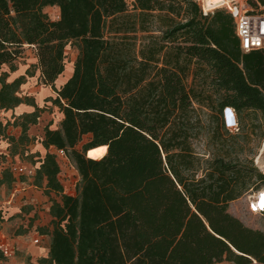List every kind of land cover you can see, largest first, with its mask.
I'll return each mask as SVG.
<instances>
[{
	"label": "trees",
	"instance_id": "trees-1",
	"mask_svg": "<svg viewBox=\"0 0 264 264\" xmlns=\"http://www.w3.org/2000/svg\"><path fill=\"white\" fill-rule=\"evenodd\" d=\"M25 46L53 88L66 49L77 53L49 98L58 127L45 125L30 151L41 109L19 93L23 76L2 72L15 71ZM263 74L264 53H241L232 17L204 14L197 0H133L131 10L126 0H0V110L33 108L0 122V139L9 155L38 157L33 185L54 195L39 228L47 257L36 264H264V233L228 211L264 174L241 160L224 116L233 110L238 131L247 113L264 121ZM54 150L78 173L74 196Z\"/></svg>",
	"mask_w": 264,
	"mask_h": 264
},
{
	"label": "rangeland",
	"instance_id": "rangeland-1",
	"mask_svg": "<svg viewBox=\"0 0 264 264\" xmlns=\"http://www.w3.org/2000/svg\"><path fill=\"white\" fill-rule=\"evenodd\" d=\"M129 9H132L133 0H126ZM201 6L203 13H210L216 9H224L215 2V0H197ZM227 3L228 0H223ZM252 0H241L242 4H250ZM260 2L259 0H257ZM260 4H262L260 2ZM50 19L56 17V13L52 10L48 11ZM25 49V47H24ZM32 50V49H31ZM27 48L23 51L21 57L15 63V71L10 72L8 67H4L2 72L8 73V80H12V74L16 77H24L23 84L19 89L21 95L29 96L34 99L35 104L41 109L37 124H41L39 128H35L31 134L34 137L29 139L26 143L27 151L34 150L33 146H36L38 133L45 125L51 124V126L58 127L59 117L57 109L49 101V98H55V90L59 88V84L69 76L71 72V66L77 56L75 49H66V73L62 79L55 84V87H46L39 81L38 71L34 68L36 63L35 54ZM30 74H26V71ZM19 74H16L18 73ZM15 77V78H16ZM33 108L30 107L26 112H32ZM12 114V112H11ZM15 115L12 114L10 122L14 121ZM18 117V116H17ZM16 117V118H17ZM256 118V119H255ZM44 124V126H43ZM15 131H10V136H15L20 141L21 132L18 128L9 127ZM235 135H238V142L240 143L242 152L240 158L248 166H251L256 171L264 174V121L262 115L257 113H247L241 120L240 129ZM89 141V137L86 136L83 139L84 144ZM17 155H9L6 159L5 156H0V173L3 168L8 165H14L17 163L23 164L27 167L36 166L38 157L31 159L28 156L23 155L21 147L17 149ZM43 152V151H42ZM105 151L95 156L99 158L104 155ZM89 156V155H88ZM90 157V156H89ZM9 161V162H8ZM11 162V163H10ZM251 163V165H250ZM62 176L60 181L65 186L66 191L70 195H75L77 174L66 162H61ZM35 175V170H34ZM27 176H14V182H8L0 186V215L3 219H0V233L8 239L9 243L16 248L15 255L10 259L0 258L4 262L12 264H36L41 258L38 256L41 250L46 249V243L41 237L39 228L47 226L49 222L48 210L50 206V199L54 198V195L47 197L43 194V190L36 188L33 185V177ZM254 190L245 197L230 203L228 211L231 215L238 218L246 227L260 230L264 233V214L263 213H252L250 211V205L253 204L259 194L264 193V182L256 179L252 180ZM13 195V197H11ZM4 212L2 215L1 212ZM19 237V238H18ZM18 238V240H16ZM39 240L38 245H34V239ZM38 253V255L36 254ZM220 264H233L231 262L223 261Z\"/></svg>",
	"mask_w": 264,
	"mask_h": 264
},
{
	"label": "built area",
	"instance_id": "built-area-1",
	"mask_svg": "<svg viewBox=\"0 0 264 264\" xmlns=\"http://www.w3.org/2000/svg\"><path fill=\"white\" fill-rule=\"evenodd\" d=\"M254 6L250 4H242L241 0H228L227 3L222 4L221 7H225V11L232 17L234 22L235 36L239 41V48L242 54H248L254 51H261L264 53V4H260L257 0L251 1ZM207 14V13H204ZM263 90H264V74H263ZM226 127L231 131H238V124L236 116L231 109H225L224 111ZM57 158L61 162H66L77 174L76 188L79 183V176L74 166L70 163L66 157L64 151L54 150ZM9 162V161H8ZM11 163V162H10ZM8 169L13 176H27L32 177L34 175V168L27 167L23 164L17 163L14 165H8ZM62 176V173H61ZM60 176V177H61ZM59 177V178H60ZM62 183V182H61ZM64 193H67L65 186ZM76 194V191H75ZM70 196H74L73 194ZM13 197V195H11ZM252 213H262L263 208H258L253 204L250 206ZM34 245L39 244V240L36 238L33 240ZM16 248L13 247L9 241L0 237V255L3 259H10L15 255Z\"/></svg>",
	"mask_w": 264,
	"mask_h": 264
},
{
	"label": "crops",
	"instance_id": "crops-1",
	"mask_svg": "<svg viewBox=\"0 0 264 264\" xmlns=\"http://www.w3.org/2000/svg\"><path fill=\"white\" fill-rule=\"evenodd\" d=\"M50 10H52V11H54L55 13H56V17L54 18V19H52V20H57L58 19V16H59V10H58V8H56V7H46V8H44V12L45 13H48V11H50ZM27 48H30V50L35 54V51H34V49L33 48H31V47H29V46H25V49H27ZM24 49V50H25ZM16 74H19V72L18 73H16ZM70 74V73H69ZM17 76V75H16ZM15 75H14V73L12 74V80H8V81H13L14 79H16V78H18V77H16ZM16 77V78H15ZM20 77V76H19ZM28 109H30V107L29 106H20L19 108H16L13 112H12V114L13 115H15V116H19V115H21V114H23V113H25L26 111H28ZM12 114H11V111H4V110H0V122H2V123H5V122H7V121H10V119H11V116H12ZM58 117H60L59 116V114H58ZM41 124H38V126H35V127H33L30 131H29V133H31L32 131H33V129H35V128H39V126H40ZM43 126H44V124H43ZM41 130V129H40ZM10 131H15V130H13V129H9L8 128V134H10L11 132ZM8 141L7 140H4V139H0V156H5L6 157V159L9 157V154H8ZM0 237H3V238H5V236L2 234V233H0ZM43 239H44V241H45V243H46V249H42L41 250V253L38 255V253H36L39 257L40 256H42V257H47V252H48V246H49V238L47 237V236H41ZM19 238V237H18ZM18 238H16V240H18ZM7 241H8V239L7 238H5ZM0 264H12V263H7V262H4V260H2L1 258H0Z\"/></svg>",
	"mask_w": 264,
	"mask_h": 264
},
{
	"label": "bare ground",
	"instance_id": "bare-ground-1",
	"mask_svg": "<svg viewBox=\"0 0 264 264\" xmlns=\"http://www.w3.org/2000/svg\"><path fill=\"white\" fill-rule=\"evenodd\" d=\"M215 2L219 5H222L225 3V1L223 0H215ZM107 150V149H106ZM88 156V154H87ZM89 157V156H88ZM264 191V190H263ZM254 205L258 208H263L264 209V193L263 194H259V196L257 197L256 201L254 202Z\"/></svg>",
	"mask_w": 264,
	"mask_h": 264
}]
</instances>
